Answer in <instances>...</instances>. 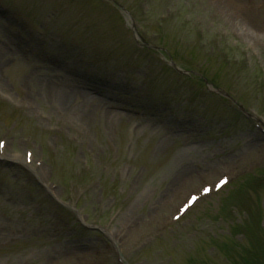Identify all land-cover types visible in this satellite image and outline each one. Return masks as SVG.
<instances>
[{"label":"rangeland","instance_id":"obj_1","mask_svg":"<svg viewBox=\"0 0 264 264\" xmlns=\"http://www.w3.org/2000/svg\"><path fill=\"white\" fill-rule=\"evenodd\" d=\"M3 1L0 151L32 162H0V264H264V0H116L207 84L129 45L116 4Z\"/></svg>","mask_w":264,"mask_h":264},{"label":"bare ground","instance_id":"obj_2","mask_svg":"<svg viewBox=\"0 0 264 264\" xmlns=\"http://www.w3.org/2000/svg\"><path fill=\"white\" fill-rule=\"evenodd\" d=\"M54 93H55L56 95H58V97H60L61 100H64V103H65V105H66L67 108H71V107H73L74 104H75V102L78 101V100H73V99H72L73 96H71V94H69L68 92H62V93L59 94L56 90H54ZM82 95H83V96H82ZM81 96H82V99L79 100V102H77V104H78V103H82V104H83V108H87L86 110H89L88 108H89L90 106L87 107V105H84V103H85V102H84V99L86 98L87 95L84 94V93H78V94H77V98H78V99H79ZM93 100H94V99H93ZM88 102L93 103V102L90 101V100H89ZM77 104H76L75 108H77ZM78 105H79V104H78ZM11 157H12V156H11ZM7 159H8L7 161H9V162H15L16 159H18V158H13V157L10 158V157H8ZM221 190H222V189H221ZM221 190H220V191H221ZM220 191H219V192H220ZM197 203H198V202H197ZM197 203H196V204H197ZM196 204H195V205H196ZM194 207H195V206H193V208H194ZM191 209H192V208H191ZM191 209H190V210H191ZM190 210L186 213V215L190 212ZM186 215H185V216H186ZM185 216H184V217H185ZM184 217H183V218H184ZM183 218H182V219H183ZM182 219H181V220H182ZM181 220H180V221H181ZM180 221H179V222H180ZM179 222H178V224H179ZM178 224H176V225H178ZM169 228H170V227H169Z\"/></svg>","mask_w":264,"mask_h":264},{"label":"snow or ice","instance_id":"obj_3","mask_svg":"<svg viewBox=\"0 0 264 264\" xmlns=\"http://www.w3.org/2000/svg\"><path fill=\"white\" fill-rule=\"evenodd\" d=\"M221 183H223V181H221ZM205 191H208V189H205ZM193 200H195L196 198L195 197H192Z\"/></svg>","mask_w":264,"mask_h":264}]
</instances>
